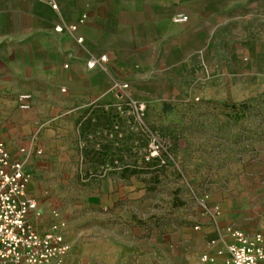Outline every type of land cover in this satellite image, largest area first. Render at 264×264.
<instances>
[{
    "label": "rangeland",
    "instance_id": "374dc122",
    "mask_svg": "<svg viewBox=\"0 0 264 264\" xmlns=\"http://www.w3.org/2000/svg\"><path fill=\"white\" fill-rule=\"evenodd\" d=\"M247 4V18L219 32L224 86L213 96L200 89L196 67L178 92L144 105L140 119L125 108L127 95L121 111L110 96L94 122L63 110L36 118L17 109L15 95H0V143L22 164L37 205L29 220L42 231L61 221L67 256L114 234L137 248L126 264H224L217 251L232 232L252 238L264 230V0ZM214 55L204 57L209 74ZM154 137L160 159L148 158ZM107 154L120 170H100Z\"/></svg>",
    "mask_w": 264,
    "mask_h": 264
},
{
    "label": "crops",
    "instance_id": "0c3cea01",
    "mask_svg": "<svg viewBox=\"0 0 264 264\" xmlns=\"http://www.w3.org/2000/svg\"><path fill=\"white\" fill-rule=\"evenodd\" d=\"M247 1L54 0L53 11L37 0H0V95L29 93L36 118L63 110L71 118L86 114L94 122L95 114L107 112L115 82L128 85L130 99L160 105L157 96L164 101L166 91H177L181 78L196 67L200 89L213 96L224 86L216 50L219 32L227 21L240 25L247 18ZM179 14L185 23L173 22ZM71 25L74 32L67 30ZM59 27L62 31H55ZM207 52L215 53L210 74ZM100 56L107 57V65L88 69L87 62ZM228 81L236 86L234 77ZM114 158H100L104 174L120 170L109 166ZM136 249L114 234H101L81 242L75 258L67 256L64 264H93V258L126 264Z\"/></svg>",
    "mask_w": 264,
    "mask_h": 264
},
{
    "label": "built area",
    "instance_id": "2783aa9c",
    "mask_svg": "<svg viewBox=\"0 0 264 264\" xmlns=\"http://www.w3.org/2000/svg\"><path fill=\"white\" fill-rule=\"evenodd\" d=\"M48 3L53 11H57L54 0H37ZM182 14L173 18L174 23H185ZM69 32L76 30L75 25L67 27ZM55 31L61 32L62 28ZM106 56L93 57L86 66L88 69L104 68L107 65ZM67 69V65L63 66ZM128 85L115 82L112 86L111 97L122 110V103L127 95ZM61 93L65 90L61 89ZM32 96L20 93L15 97L18 110L28 112L31 109ZM137 119L143 115V104L128 100L125 105ZM148 158L160 159L163 151L162 143L152 138L148 145ZM162 150V151H161ZM24 149L20 150L23 153ZM28 179L23 173L22 164L10 157L7 147L0 143V264H63L69 253V245L63 235L64 224L53 221L47 230L36 229L29 220L30 214H36V202L27 196ZM201 207L204 208L203 205ZM231 241L217 251L218 256L226 255L224 264H264V230L257 232L252 238L244 233L234 231ZM204 262L205 256L201 257Z\"/></svg>",
    "mask_w": 264,
    "mask_h": 264
}]
</instances>
